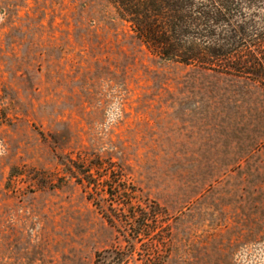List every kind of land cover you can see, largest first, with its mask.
I'll return each instance as SVG.
<instances>
[{"label":"rangeland","instance_id":"obj_1","mask_svg":"<svg viewBox=\"0 0 264 264\" xmlns=\"http://www.w3.org/2000/svg\"><path fill=\"white\" fill-rule=\"evenodd\" d=\"M127 201L154 206L133 246ZM107 249L264 264V88L158 59L109 0H0V264Z\"/></svg>","mask_w":264,"mask_h":264},{"label":"trees","instance_id":"obj_2","mask_svg":"<svg viewBox=\"0 0 264 264\" xmlns=\"http://www.w3.org/2000/svg\"><path fill=\"white\" fill-rule=\"evenodd\" d=\"M109 1L114 4L119 18L129 24L135 36L158 59L245 76L264 88V13L256 10L264 7V0ZM250 8L252 11L245 10ZM259 23L261 32L254 34L259 30ZM82 174L85 185L93 188L90 174L87 171ZM76 178L82 182V178ZM89 195V199L96 202L97 197ZM95 204L101 209L100 199ZM123 205L134 217L127 240V244L133 246L147 226L146 214L154 211V206L133 205L130 201L121 203ZM107 206H113V201ZM136 209L138 217L134 215ZM102 212L113 224L112 216ZM107 257L114 264L124 259L121 251L107 249L95 255L94 264H104Z\"/></svg>","mask_w":264,"mask_h":264}]
</instances>
